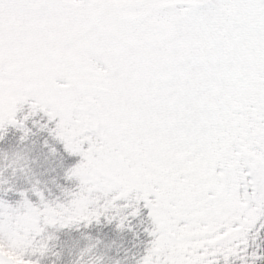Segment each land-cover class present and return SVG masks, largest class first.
Listing matches in <instances>:
<instances>
[{"label": "snow or ice", "instance_id": "1", "mask_svg": "<svg viewBox=\"0 0 264 264\" xmlns=\"http://www.w3.org/2000/svg\"><path fill=\"white\" fill-rule=\"evenodd\" d=\"M93 227L75 264H264V0H0V264Z\"/></svg>", "mask_w": 264, "mask_h": 264}, {"label": "trees", "instance_id": "2", "mask_svg": "<svg viewBox=\"0 0 264 264\" xmlns=\"http://www.w3.org/2000/svg\"><path fill=\"white\" fill-rule=\"evenodd\" d=\"M87 231H92L93 234H97L98 230L93 227L92 229L81 230L80 233H74L68 231L61 235V239L55 241V244L60 247L63 255V260H57V264H75L76 256L81 250H86L93 240L89 239ZM105 235H107L105 233Z\"/></svg>", "mask_w": 264, "mask_h": 264}]
</instances>
